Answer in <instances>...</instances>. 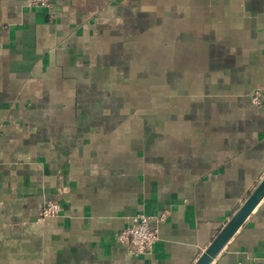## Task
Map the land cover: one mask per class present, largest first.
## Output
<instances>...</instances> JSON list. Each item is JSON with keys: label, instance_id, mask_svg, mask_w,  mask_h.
Instances as JSON below:
<instances>
[{"label": "crops", "instance_id": "1", "mask_svg": "<svg viewBox=\"0 0 264 264\" xmlns=\"http://www.w3.org/2000/svg\"><path fill=\"white\" fill-rule=\"evenodd\" d=\"M51 4L0 0V264H193L264 176V0ZM210 264H264V198Z\"/></svg>", "mask_w": 264, "mask_h": 264}, {"label": "built area", "instance_id": "2", "mask_svg": "<svg viewBox=\"0 0 264 264\" xmlns=\"http://www.w3.org/2000/svg\"><path fill=\"white\" fill-rule=\"evenodd\" d=\"M28 7L46 8L52 7L51 0H27ZM262 101V94L259 90L252 93L250 103L258 106ZM61 209L57 200L48 199L43 202L36 218L37 223L42 224L47 219L57 218ZM152 218L138 213L132 219V224L120 231L116 237V242L125 245L127 251L132 256H141L150 252L152 246L158 240V230L150 225ZM162 217L157 221H161Z\"/></svg>", "mask_w": 264, "mask_h": 264}, {"label": "water", "instance_id": "3", "mask_svg": "<svg viewBox=\"0 0 264 264\" xmlns=\"http://www.w3.org/2000/svg\"><path fill=\"white\" fill-rule=\"evenodd\" d=\"M264 198V176L249 193L242 204L217 232L207 247L202 251L193 264H210L231 240L252 213L259 202Z\"/></svg>", "mask_w": 264, "mask_h": 264}, {"label": "rangeland", "instance_id": "4", "mask_svg": "<svg viewBox=\"0 0 264 264\" xmlns=\"http://www.w3.org/2000/svg\"><path fill=\"white\" fill-rule=\"evenodd\" d=\"M176 93V92H175Z\"/></svg>", "mask_w": 264, "mask_h": 264}]
</instances>
